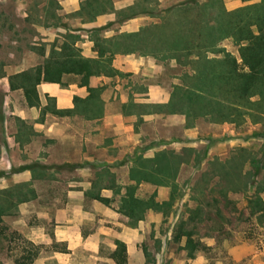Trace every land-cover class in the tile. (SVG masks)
Instances as JSON below:
<instances>
[{"label": "rangeland", "instance_id": "374dc122", "mask_svg": "<svg viewBox=\"0 0 264 264\" xmlns=\"http://www.w3.org/2000/svg\"><path fill=\"white\" fill-rule=\"evenodd\" d=\"M37 1L0 0V6L8 11L13 8L17 16L23 17L25 9ZM61 1L63 5L69 2ZM82 1L79 0V5ZM111 1L116 3L112 5L115 11L131 1H136L132 5H136L137 10L142 4L161 11L184 0ZM222 1L228 11L248 3L243 0ZM62 3L58 2L60 10L57 13L66 28L37 27L40 39H32L44 47L43 56L29 50L22 55L11 54V49L0 39V60L6 63L7 73L41 64L51 45L55 41L60 44V35L67 30L80 34L81 41L76 45L81 49L82 56L93 57L92 43L85 31L88 28L100 24L105 28L102 36L111 37L125 30L159 22L156 17L145 13H137L135 17L138 19L119 22L115 19L117 14L106 6V12L98 15L100 19L81 23L80 17H68L75 11L69 10L72 7L64 9ZM220 45L238 56L231 39L223 40ZM214 55L215 52L208 53L210 57ZM143 57L164 64L157 77L147 79V83H157L164 90H151V95H147L146 90L141 96L143 100L138 102L136 99L140 96H136V89L122 86L121 90L129 95V99L121 109L112 103L109 112H137L133 124L135 133L131 139H126L127 143H119L112 152L90 149L94 158L84 159L88 150H81L78 144L81 127L59 124L45 134L43 129H34V124L44 122L45 117L41 115L20 122L10 115L7 122L4 120L0 124V190L9 187L17 189L23 184V189L20 187L19 190L28 187L34 195H28L26 201L0 213V232L3 234L0 237V264H13L22 244L17 234L40 245V256L35 261L45 258L43 264H114L110 254L115 248L116 237H133L134 234L140 237V241L136 251L127 254V264H264V220L248 215L245 201L246 195L253 193L255 188L264 197V123L252 122L248 117L237 123L212 122L207 118L194 119L166 112L164 106L172 86L179 82L181 67L172 60L162 61L148 55ZM114 69L128 80L129 74L124 75ZM6 80L7 77L0 79V112L3 109L10 112L28 108H32V112L38 110L39 107L23 104L19 91L8 92ZM107 96L110 98V94ZM113 96L111 94V98ZM46 102L50 112L54 102L49 99ZM96 109L99 110V107ZM151 113L156 114L151 119L142 116ZM137 126L141 131L137 130ZM4 147H7V152ZM160 152H166L174 175L161 183L145 180L142 178L143 168L146 170L153 165L155 155ZM100 158L106 159V163H95L94 159ZM36 167L46 169L37 171ZM254 173L256 176L251 175ZM127 188L134 189L133 194L138 198H153L161 209H147L143 219L137 221L129 219L119 208ZM221 193L226 195V200L221 198ZM197 204L201 206L205 221L198 224L196 236H192L195 251L190 257L189 247H185L186 237L178 240L174 239V234L179 223L186 221L190 208ZM217 211L221 212L219 217ZM66 225L65 235L72 240L77 237L91 238V243L85 248L87 252L97 254V261L76 260L65 242L56 241L57 227ZM74 246L84 247L79 244ZM55 255L57 257L54 258Z\"/></svg>", "mask_w": 264, "mask_h": 264}, {"label": "trees", "instance_id": "16d2710c", "mask_svg": "<svg viewBox=\"0 0 264 264\" xmlns=\"http://www.w3.org/2000/svg\"><path fill=\"white\" fill-rule=\"evenodd\" d=\"M243 1L248 3L233 11L225 9L222 0H184L161 11L142 4L138 10L136 5H129L115 11L111 0H83L79 9L68 17H80L81 23L94 21L98 15L106 12L108 6L109 11L117 14L119 22L133 18L137 13L156 17L159 22L111 37L102 36L104 26L88 28L85 31L88 41L92 43L93 57L82 56L81 49L76 45L81 41L80 34L67 30V33L60 35V44L57 45L55 41L51 45L41 64L7 73L6 63L0 60V79L7 77L9 90H20L28 107H41L37 90L40 83L63 85L64 76H75L79 78V86L86 87L88 96L85 99L75 96L71 110H55V104L49 109L60 115L100 112L102 87H90L89 79L120 75L112 65L117 54L148 55L162 61H175L181 67L179 82L172 86L164 106L166 112L184 114L194 119L207 118L212 122L237 123L248 117L252 122L264 123V0ZM9 10L0 6V39L11 49V54L22 55L29 50L43 56L42 44L32 40L39 38L37 27L65 26L57 13L60 5L55 0H38L25 9L23 17L17 16L13 8ZM225 39L233 41L238 56L221 48L220 44ZM213 52L216 55L208 56ZM46 99L53 101L48 96ZM47 109L48 105H45L41 107V112ZM2 117L1 111L0 124ZM155 157L156 161L146 169L148 171L141 166L144 169L142 178L161 183L174 175V169L168 164L166 152H160ZM36 169L42 171L46 168ZM22 185L17 189L9 187L0 190V213L26 201L28 195L34 196L31 188L19 190ZM255 189L245 197L246 209L248 215L264 220V197L259 195L258 188ZM132 190L126 189L119 207L120 212L129 219L137 221L143 219L147 209H161L153 198H138ZM96 198L104 201L99 196ZM221 198L226 200V195L223 193ZM220 214L217 211L218 217ZM203 215L199 204L190 208L186 221L179 223L174 234V239L186 237L185 247H189L190 257L195 251L191 239L196 236L198 224L205 221ZM16 236L22 244L13 264H33L40 256V245L19 234ZM114 245L110 254L114 264H127L125 243L115 240Z\"/></svg>", "mask_w": 264, "mask_h": 264}, {"label": "crops", "instance_id": "0c3cea01", "mask_svg": "<svg viewBox=\"0 0 264 264\" xmlns=\"http://www.w3.org/2000/svg\"><path fill=\"white\" fill-rule=\"evenodd\" d=\"M58 2L62 3L61 0H59ZM135 2L131 1L130 3L123 4L120 7L125 8L126 6L136 4ZM72 3H75V5L72 6ZM113 4L114 6L116 5L115 2ZM63 6L64 9H66V7H72L71 9H69L70 11H77L79 9V0H69V2L64 4ZM115 9L117 8L115 7ZM100 18L101 17L98 16L96 19ZM135 19H138V17L134 16L131 20ZM109 20L113 21V18H110ZM92 27H100V24ZM137 30L138 29L132 28L125 31L134 32ZM113 66L120 72L124 73V75L129 74L128 80L125 78L126 76L123 75H116L114 77L96 76L89 79L90 87H102V91L100 93V100L103 103L102 112H72L70 115H60V113L52 112L51 110L50 112H48V109L46 110V112H39L41 110V107H45V105H47L46 96L53 100L55 104V110L59 111L68 109L71 110L73 108V98L75 96L82 99H85L88 96L86 87L79 86L78 77L66 75L63 78V85L48 82H42L38 85L37 90L41 103V107H39L37 110L38 112L36 110L32 112V108L21 109L19 110V112H10V110L6 111L5 109H3L2 122L4 120L5 122H7V119L10 115L15 116V120L19 122L21 120L27 119L32 120L33 116L36 118L41 115L45 117L44 122H38L37 124H34V129H36V131H41L43 129L42 133L45 132V134L46 131L49 132L53 128L56 129L59 124H64L67 127H81L82 132H80L79 134L80 140L78 144L81 150H88V154L84 155V159L89 160L94 158V154H90V149H93L95 152H100L102 150L108 152L114 151V149L118 148L119 143H127L126 139H131L132 135L134 136L135 129L133 128V124L136 121L137 112H109L110 105L113 103V105H118L119 109H121L122 106L127 103L129 95L123 93V90H121L122 86L127 87V89H136L138 93H136V96H140L136 99L138 102H140V100H143V97L141 96L146 93V90L147 95H151V90L154 89L161 88L162 90H164V87H161L157 83H147V79L151 77H157L159 73L162 72L165 66L163 63H159L156 60H151V58L149 57H143L138 54L115 55ZM5 83L7 85V91L13 92L9 90L8 80H6ZM15 91L20 92L23 101L22 103L25 104L22 92L20 90ZM107 93L110 94V98L107 96ZM111 94H114L112 98ZM110 99H113V102H111ZM155 115L156 114L152 113L144 115L142 114L143 118L145 119H151L155 117ZM6 126H8V124H6ZM137 130L141 131V128L137 126ZM130 132H132L131 135L129 134ZM47 134L49 135V133ZM159 142L165 144L163 143V140H160ZM11 143L14 145L13 141ZM8 145L10 144L8 143ZM4 150L7 152V147H4ZM106 155L107 154H105L104 156ZM94 161L95 163H106V159L102 160V158H100V160L94 159ZM81 170L86 171L87 168H82ZM14 175L15 173H13V176ZM66 229H68V225L63 228L57 227L55 231V239L58 242H65L68 245L67 248L72 251L71 254L75 255L76 260L82 259L83 261L87 260L95 262L99 259L96 253L94 254V252H87L85 248L88 243H91V238L77 237L72 240L70 237L65 235L67 233ZM116 240H120L125 243L127 254H130L131 252L136 251L135 248L140 241V237L136 236V234H134L133 237L120 235L116 237ZM74 244H79L84 247L83 249L82 247H75ZM76 250L79 252H75ZM53 257L55 258L57 257V255ZM44 259L45 258L37 260L33 264H43V261H45Z\"/></svg>", "mask_w": 264, "mask_h": 264}]
</instances>
